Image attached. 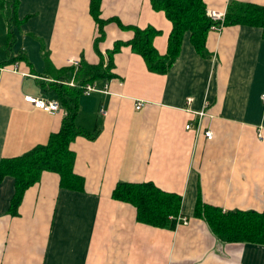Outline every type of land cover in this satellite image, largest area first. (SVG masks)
<instances>
[{
    "label": "crops",
    "instance_id": "0c3cea01",
    "mask_svg": "<svg viewBox=\"0 0 264 264\" xmlns=\"http://www.w3.org/2000/svg\"><path fill=\"white\" fill-rule=\"evenodd\" d=\"M203 2L218 11L231 3L264 6V0ZM16 20L9 43L7 20L0 21V62L6 61L0 161L46 144L60 129L61 105L49 112L25 96L58 100L57 85L70 86L74 77L69 72L60 80L59 72L74 69L75 60L105 65L111 52L113 65L112 77L94 81L96 89L79 97L75 123L82 133L70 149L83 185L67 187L56 172L42 171L13 209L14 179L0 180V264H264L263 244L222 241L195 216L199 202L223 212L264 208L261 27L209 30L205 55L187 32L161 74L127 44L133 27H152L154 48L167 52L172 24L151 0H100L97 16L91 0H19ZM201 110L211 140L197 131ZM148 181L181 196L188 224L139 222L133 205L111 196L118 182Z\"/></svg>",
    "mask_w": 264,
    "mask_h": 264
},
{
    "label": "trees",
    "instance_id": "16d2710c",
    "mask_svg": "<svg viewBox=\"0 0 264 264\" xmlns=\"http://www.w3.org/2000/svg\"><path fill=\"white\" fill-rule=\"evenodd\" d=\"M99 1L91 0V11L95 16ZM18 2L19 0H0V9L4 11L8 24V43L13 39L12 28L17 25ZM151 4L153 9L163 11L172 24L167 52L160 55L154 48L152 41L158 31L152 27H133V36L127 43L135 53L143 57L148 70L166 73L177 57L183 36L187 32L191 44L201 55H205V38L212 21L206 15L203 0H151ZM233 24L258 26L263 29L264 34V6L231 3L226 9L224 25ZM103 36L101 29L100 35L95 39L96 49ZM108 55L109 59L105 65L103 61L89 64L81 59V65L76 71L70 68L67 72H59L58 79H66L67 73L70 72L69 75L74 74L76 81L75 86L57 85L58 100L65 111L60 129L51 134L46 144L37 145L23 155L0 161V180L6 175L14 179L15 193L11 201L13 209L19 204L24 190L38 181L42 171L56 172L60 176V183L67 187L79 188L83 185V179L73 171L75 152L70 149V143L82 133L75 123V116L83 86L100 78L112 77L111 52ZM5 62L1 61L0 66ZM111 196L133 205L139 222L169 229H173L177 223L181 196L161 190L150 181L118 182ZM195 216L204 219L211 231L222 241L264 245V208L262 211L235 209L223 212L218 207L199 202Z\"/></svg>",
    "mask_w": 264,
    "mask_h": 264
},
{
    "label": "built area",
    "instance_id": "2783aa9c",
    "mask_svg": "<svg viewBox=\"0 0 264 264\" xmlns=\"http://www.w3.org/2000/svg\"><path fill=\"white\" fill-rule=\"evenodd\" d=\"M225 14L226 11H218L215 9H211V8H206V15L210 18V20L212 21V24L209 27V30H213V31H219L222 29V27L224 26V19H225ZM72 65L74 66V71H76L79 67H80V61L79 60H75ZM69 85L70 86H75L76 85V81L73 77V79H71L69 81ZM96 89V85L95 83H86L83 86V91L82 93L84 94H89L90 92H92L93 90ZM260 100L262 105L264 106V93L261 94L260 96ZM25 101L32 103L35 107L49 111V112H56L60 109V103L57 99H51V100H43V99H39V98H35L32 96H25ZM142 102H136L135 103V109H140L142 107ZM101 113H105V111L103 109H100ZM198 117H199V121L197 124V131L201 132L203 134V136L205 137L206 140H211L213 137V132L210 129H203L202 127V118L205 116V111L201 110L200 112L197 113ZM191 125L190 123L185 124V129H190ZM258 138H261L260 133L258 134ZM176 221L177 223H181V224H188V218L185 216H181L180 214L176 217ZM176 223V224H177Z\"/></svg>",
    "mask_w": 264,
    "mask_h": 264
},
{
    "label": "rangeland",
    "instance_id": "374dc122",
    "mask_svg": "<svg viewBox=\"0 0 264 264\" xmlns=\"http://www.w3.org/2000/svg\"><path fill=\"white\" fill-rule=\"evenodd\" d=\"M0 5H1V3H0ZM3 12L4 11H2V9H0V21H2V23H4V20H5V15ZM72 76H74V74Z\"/></svg>",
    "mask_w": 264,
    "mask_h": 264
}]
</instances>
